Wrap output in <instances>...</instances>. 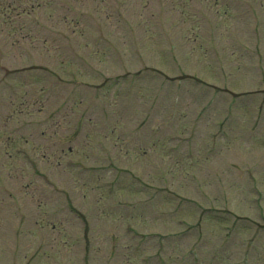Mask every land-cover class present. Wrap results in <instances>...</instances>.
<instances>
[{
    "label": "rangeland",
    "instance_id": "374dc122",
    "mask_svg": "<svg viewBox=\"0 0 264 264\" xmlns=\"http://www.w3.org/2000/svg\"><path fill=\"white\" fill-rule=\"evenodd\" d=\"M0 264H264V0H0Z\"/></svg>",
    "mask_w": 264,
    "mask_h": 264
}]
</instances>
